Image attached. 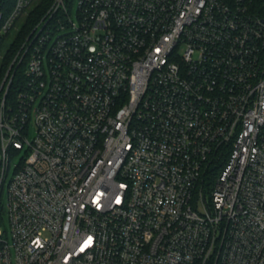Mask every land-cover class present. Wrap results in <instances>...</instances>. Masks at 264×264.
<instances>
[{
	"label": "built area",
	"instance_id": "obj_1",
	"mask_svg": "<svg viewBox=\"0 0 264 264\" xmlns=\"http://www.w3.org/2000/svg\"><path fill=\"white\" fill-rule=\"evenodd\" d=\"M258 2L0 0V264H264Z\"/></svg>",
	"mask_w": 264,
	"mask_h": 264
},
{
	"label": "trees",
	"instance_id": "obj_2",
	"mask_svg": "<svg viewBox=\"0 0 264 264\" xmlns=\"http://www.w3.org/2000/svg\"><path fill=\"white\" fill-rule=\"evenodd\" d=\"M256 11H258V13H261L262 15H264V0H259L258 4H256L255 6ZM44 8L42 7V9L39 10V12H43ZM39 16V13H36L35 16H31L29 17V22L25 25V27L14 37L11 46L7 47V51H6V55H5V64H8L12 57H13V53H15V51H17L19 45L21 44L23 38L25 37L26 33H27V28L29 27V24L33 23L35 21V19H37V17ZM3 218L2 214H1V209H0V219Z\"/></svg>",
	"mask_w": 264,
	"mask_h": 264
},
{
	"label": "rangeland",
	"instance_id": "obj_3",
	"mask_svg": "<svg viewBox=\"0 0 264 264\" xmlns=\"http://www.w3.org/2000/svg\"><path fill=\"white\" fill-rule=\"evenodd\" d=\"M75 2H76V0H72V5L73 6L75 5ZM12 35L13 34H11L9 36V38L5 41L4 46L1 49L0 55L3 56L4 58H5V55H6V53H5L6 48H4V47H7L9 45V43L11 42V39H12ZM0 65H1V60H0ZM19 160H20V155L19 154L12 156L11 163H10V167L11 168H10V171H9V175H8L7 181H9L13 177V166H14V164L18 163ZM0 161H1V158H0ZM1 198H2L1 204H0L1 214H2V216L4 218V220L7 221V207H8L7 204H8V200H7V187L6 186L4 187V190H3Z\"/></svg>",
	"mask_w": 264,
	"mask_h": 264
}]
</instances>
